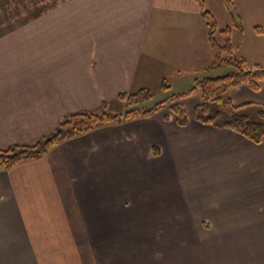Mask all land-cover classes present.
<instances>
[{
  "label": "crops",
  "instance_id": "0c3cea01",
  "mask_svg": "<svg viewBox=\"0 0 264 264\" xmlns=\"http://www.w3.org/2000/svg\"><path fill=\"white\" fill-rule=\"evenodd\" d=\"M209 1L218 32L231 27ZM247 2L230 40L251 68L264 10ZM214 61L192 0H0V149L75 113H122L120 94L229 71ZM227 95L264 106V84ZM174 104L185 126L168 104L0 170V264H264V140L195 120L197 93Z\"/></svg>",
  "mask_w": 264,
  "mask_h": 264
},
{
  "label": "trees",
  "instance_id": "16d2710c",
  "mask_svg": "<svg viewBox=\"0 0 264 264\" xmlns=\"http://www.w3.org/2000/svg\"><path fill=\"white\" fill-rule=\"evenodd\" d=\"M192 1L198 6L205 25L207 41L215 57L212 68L224 64L228 67V72L218 77L196 79L190 89L170 96L151 108L138 107L151 98L150 92L142 89L135 93L117 96V99L127 108L122 113H112L104 105L98 112H79L69 115L59 122L53 132L31 144L13 145L0 149V170L10 171L24 160L38 159L59 143L86 134L96 128L138 118H148L165 105L189 97L193 93H197L201 99V104L194 109L195 120L214 127L227 128L254 144L262 143L264 140V106L252 104L237 106L227 95L230 89L240 85H246L250 90L257 92L264 84L263 67L255 65L250 68L246 60L238 59L232 55L231 29L232 26H239L234 0H220L232 14V26L219 32L214 16L205 9L204 0ZM254 32L264 40L263 27H254ZM217 33L225 38L221 44L216 40ZM161 86L163 90L168 88L164 82ZM171 110L176 123L179 126H185L187 118L184 109L175 104Z\"/></svg>",
  "mask_w": 264,
  "mask_h": 264
},
{
  "label": "rangeland",
  "instance_id": "374dc122",
  "mask_svg": "<svg viewBox=\"0 0 264 264\" xmlns=\"http://www.w3.org/2000/svg\"><path fill=\"white\" fill-rule=\"evenodd\" d=\"M16 1L17 0H14V3H16ZM19 1L24 6H30V5L34 6L37 3H39V1L44 2L45 0H19ZM11 2H12V0H8V5L11 4ZM219 2H220V0L209 1L207 3L206 8L212 10L213 12L216 13V15H218L220 12L219 10L222 9L221 4ZM234 4L236 5L237 8H239V10L248 6L247 0H235ZM251 4H252V2H251ZM254 5L256 7V13L261 11V10H264V0H256ZM257 21H259L257 23H261L262 20H257ZM258 26L264 27V25H261V24H258ZM216 39H217V41L221 42L219 36H216ZM256 40H258V41H256V56H255L256 57V63L261 65L262 67H264V44H263V40H262V38L257 37V35H256ZM187 89H188V86L182 87L181 90H177L174 88L173 90H166L164 92L159 91V90H150L151 98L148 101L142 103L138 107H140V108H142V107L151 108L153 105H155L161 101H165L168 97L173 96L175 94H179L181 92H184ZM118 102H121V101L118 100ZM174 103H170V104H172V107L175 105ZM115 109L117 110V108H115V107H111L109 110L107 108V110L110 112L116 111ZM122 109L123 110H121V111L124 112V111H126L127 108L123 107Z\"/></svg>",
  "mask_w": 264,
  "mask_h": 264
}]
</instances>
